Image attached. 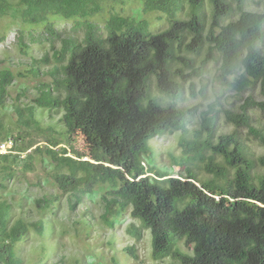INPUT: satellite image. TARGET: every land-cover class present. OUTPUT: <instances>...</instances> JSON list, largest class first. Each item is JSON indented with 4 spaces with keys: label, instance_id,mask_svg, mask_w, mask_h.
<instances>
[{
    "label": "trees",
    "instance_id": "16d2710c",
    "mask_svg": "<svg viewBox=\"0 0 264 264\" xmlns=\"http://www.w3.org/2000/svg\"><path fill=\"white\" fill-rule=\"evenodd\" d=\"M128 2L0 0V18H10L20 50L25 32L38 28L53 60L49 81L38 84L28 104H4L14 75L0 68V144L11 142L0 153V264H21L17 245L30 229L44 232L41 219L11 221V202L1 196L12 169L21 163L29 170L35 156L48 160L59 191L32 200L41 215L57 207L59 196L73 210L97 192L100 224L113 229L128 212L126 233L138 240L148 230L153 261L264 264V173L254 175L239 131L245 127L264 150V132L250 113L264 116V10L248 9L250 0H137L128 14L122 11ZM153 12L165 18L164 29L151 31ZM57 19L71 21L68 32L54 26ZM216 87L249 92L236 109H220L231 126L224 133L217 131L215 106H200ZM255 87L257 99L250 94ZM185 93L199 102L182 104ZM6 109L14 126L1 116ZM53 112L60 113L54 124ZM28 128L47 133L46 144L29 150L36 142H24ZM173 132L179 149L173 164L183 175L156 167L150 146ZM76 135L88 152L68 150ZM257 160L264 167V151ZM198 165L204 179L197 178ZM121 251L136 259L132 246ZM113 264H121L114 254Z\"/></svg>",
    "mask_w": 264,
    "mask_h": 264
},
{
    "label": "rangeland",
    "instance_id": "374dc122",
    "mask_svg": "<svg viewBox=\"0 0 264 264\" xmlns=\"http://www.w3.org/2000/svg\"><path fill=\"white\" fill-rule=\"evenodd\" d=\"M129 1L131 4L128 2L122 7V11L128 14L138 7L137 0ZM248 9L263 11V1L250 0ZM147 17L150 29L153 32L162 30L167 26L164 17L157 19L158 15L156 12L148 14ZM93 20L100 26L103 21L99 17H95ZM9 26V17L0 18V68L9 69L14 75V80L8 88V95L4 104L9 106L13 101L20 104H28L36 95L35 88L38 84L49 81L48 73L53 65L51 48L44 41V35H40V29L36 28L31 33L25 32L23 40L26 47H24V51H21L16 43L15 27L11 29V26ZM54 26L60 31L68 32L71 21L57 19L54 21ZM28 34L33 37H29ZM57 45L58 43L55 42L54 47ZM42 55L47 56L48 63L40 62ZM34 61L35 63H33ZM31 68H34L36 74H31L29 71ZM213 72L214 64L210 63L207 76H212ZM199 86L200 81H196V91L199 90ZM207 92V97L200 101V106L203 107L207 103H211L213 107L215 106L217 131L219 133L228 132L231 130V126L222 119L219 112L220 109L225 106L236 109L249 92L234 93L228 89L220 90L217 87L215 93L210 90H207ZM250 94L254 99H257V87L252 89ZM187 96L188 93H185V99L182 104L190 105L199 102V98H187ZM215 97H218V99L214 100ZM250 113L254 128L264 132V116L256 109ZM9 115L8 109L1 114L4 122L14 126V119ZM59 115V112L52 113V124L57 121ZM42 118L47 121V114L42 113ZM194 125L195 121H192L188 128L191 129ZM239 131L244 146L250 157L254 159V175L264 173V167L257 163V159L263 155V146L252 135H247L245 127H242ZM23 133L25 134L24 142L28 140L36 142L29 150L46 144V135L44 134L47 133L39 134L31 128H28ZM150 146L155 152L154 163L156 167L167 171L170 175H183V170L173 164V159L179 156L177 132L154 137L150 142ZM71 148L84 153L89 151L80 135L73 137L68 150H71ZM0 149L5 150L6 146ZM23 155L24 153L21 157ZM20 166L21 163L12 169V176L5 181L6 188L1 196L11 202V221L17 217L22 218L27 223L41 219L44 226L43 235H38L30 229L26 238L17 245L16 255L22 259L21 264H113V254L118 257L121 264H164L167 261V259L162 262L152 260L148 230H143L138 240H134L126 233L125 228L130 222L128 212L122 216L113 229L103 227L98 219L101 208L97 192L86 195L83 202L73 210L68 209L65 197L59 196L57 207L52 212H46L41 215L32 200L37 197L59 193L50 177L49 162L42 156H35L29 170L20 169ZM196 172L199 179H204L208 176L200 165H198ZM133 222L137 225L136 221ZM125 246L133 247L136 254L135 260L123 254L121 248Z\"/></svg>",
    "mask_w": 264,
    "mask_h": 264
},
{
    "label": "built area",
    "instance_id": "2783aa9c",
    "mask_svg": "<svg viewBox=\"0 0 264 264\" xmlns=\"http://www.w3.org/2000/svg\"><path fill=\"white\" fill-rule=\"evenodd\" d=\"M10 145H11V142H10L9 140L6 141V142L1 143V144H0V148L6 146V149H5V150L0 149V153H4V152H6L7 148H9Z\"/></svg>",
    "mask_w": 264,
    "mask_h": 264
},
{
    "label": "clouds",
    "instance_id": "9594fccd",
    "mask_svg": "<svg viewBox=\"0 0 264 264\" xmlns=\"http://www.w3.org/2000/svg\"><path fill=\"white\" fill-rule=\"evenodd\" d=\"M5 153V152H4Z\"/></svg>",
    "mask_w": 264,
    "mask_h": 264
}]
</instances>
